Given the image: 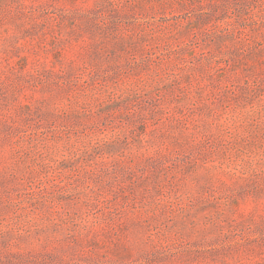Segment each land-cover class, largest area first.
<instances>
[{"label":"rangeland","instance_id":"obj_1","mask_svg":"<svg viewBox=\"0 0 264 264\" xmlns=\"http://www.w3.org/2000/svg\"><path fill=\"white\" fill-rule=\"evenodd\" d=\"M0 264H264V0H0Z\"/></svg>","mask_w":264,"mask_h":264}]
</instances>
